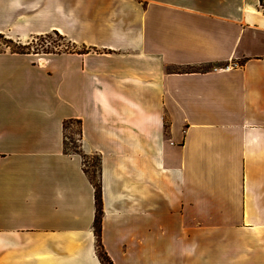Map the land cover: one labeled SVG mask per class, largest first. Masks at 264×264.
Returning <instances> with one entry per match:
<instances>
[{
  "label": "crops",
  "instance_id": "1",
  "mask_svg": "<svg viewBox=\"0 0 264 264\" xmlns=\"http://www.w3.org/2000/svg\"><path fill=\"white\" fill-rule=\"evenodd\" d=\"M261 2L0 0V264H264Z\"/></svg>",
  "mask_w": 264,
  "mask_h": 264
},
{
  "label": "rangeland",
  "instance_id": "2",
  "mask_svg": "<svg viewBox=\"0 0 264 264\" xmlns=\"http://www.w3.org/2000/svg\"><path fill=\"white\" fill-rule=\"evenodd\" d=\"M11 49L14 51H35L39 53H46L50 51L68 50L71 45L62 37L55 33H50L44 36H38L28 39L27 41H18L0 34V49ZM70 124H68L69 126ZM76 129V128H75ZM68 136H72L69 129H67ZM71 138V137H70ZM76 142L68 139L67 148L75 149ZM91 175L97 176L96 167L92 164L97 162L96 156H83ZM97 180V177H96Z\"/></svg>",
  "mask_w": 264,
  "mask_h": 264
},
{
  "label": "trees",
  "instance_id": "3",
  "mask_svg": "<svg viewBox=\"0 0 264 264\" xmlns=\"http://www.w3.org/2000/svg\"><path fill=\"white\" fill-rule=\"evenodd\" d=\"M55 34L59 35L63 39H65L62 35H60L58 32H55ZM66 40V39H65ZM25 52V51H22ZM51 52V51H50ZM66 148H67V142H66ZM74 151L79 152L78 145L76 144ZM97 158V157H96ZM94 167H96V174L97 176L91 175L90 171L87 168V171L89 173V176L95 186V198H96V216H95V235H96V241H97V250L98 254L101 257L102 261L104 264H112L110 262L108 256L106 255L105 251L102 248V243H101V213H102V208H101V185H100V179H99V170H100V160L97 158V162L92 164ZM97 177V180H96Z\"/></svg>",
  "mask_w": 264,
  "mask_h": 264
},
{
  "label": "built area",
  "instance_id": "4",
  "mask_svg": "<svg viewBox=\"0 0 264 264\" xmlns=\"http://www.w3.org/2000/svg\"><path fill=\"white\" fill-rule=\"evenodd\" d=\"M259 11L264 14V2L259 3ZM226 68H228V66Z\"/></svg>",
  "mask_w": 264,
  "mask_h": 264
}]
</instances>
